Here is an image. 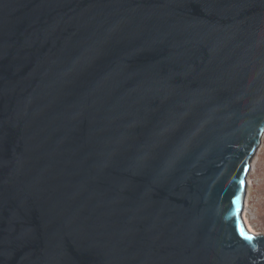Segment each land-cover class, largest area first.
Segmentation results:
<instances>
[{
    "label": "water",
    "instance_id": "obj_1",
    "mask_svg": "<svg viewBox=\"0 0 264 264\" xmlns=\"http://www.w3.org/2000/svg\"><path fill=\"white\" fill-rule=\"evenodd\" d=\"M263 131L264 0H0V264H264Z\"/></svg>",
    "mask_w": 264,
    "mask_h": 264
},
{
    "label": "rangeland",
    "instance_id": "obj_2",
    "mask_svg": "<svg viewBox=\"0 0 264 264\" xmlns=\"http://www.w3.org/2000/svg\"><path fill=\"white\" fill-rule=\"evenodd\" d=\"M244 201L242 214L245 210V216L255 233L264 234V131L249 163Z\"/></svg>",
    "mask_w": 264,
    "mask_h": 264
},
{
    "label": "snow or ice",
    "instance_id": "obj_3",
    "mask_svg": "<svg viewBox=\"0 0 264 264\" xmlns=\"http://www.w3.org/2000/svg\"><path fill=\"white\" fill-rule=\"evenodd\" d=\"M244 171L246 172L247 171V168L244 169ZM241 185L244 184V181L241 180L240 181ZM240 232H241V236L247 240L249 243H251L252 241H254L256 239V237L252 234H249L244 228L241 227L240 229Z\"/></svg>",
    "mask_w": 264,
    "mask_h": 264
},
{
    "label": "bare ground",
    "instance_id": "obj_4",
    "mask_svg": "<svg viewBox=\"0 0 264 264\" xmlns=\"http://www.w3.org/2000/svg\"><path fill=\"white\" fill-rule=\"evenodd\" d=\"M245 206H247V204H245ZM242 216H243V220H244V222H245L246 227H247L251 232H254V233H255V231L253 230V228H252L250 222L247 220V218H246V216H245V210H244V213L242 214Z\"/></svg>",
    "mask_w": 264,
    "mask_h": 264
}]
</instances>
